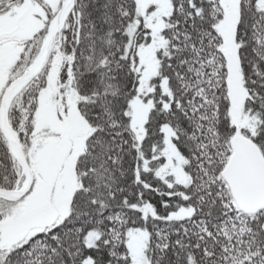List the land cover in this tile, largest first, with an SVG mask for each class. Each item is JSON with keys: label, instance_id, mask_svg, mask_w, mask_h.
<instances>
[{"label": "snow or ice", "instance_id": "snow-or-ice-1", "mask_svg": "<svg viewBox=\"0 0 264 264\" xmlns=\"http://www.w3.org/2000/svg\"><path fill=\"white\" fill-rule=\"evenodd\" d=\"M0 264H264V0H0Z\"/></svg>", "mask_w": 264, "mask_h": 264}]
</instances>
